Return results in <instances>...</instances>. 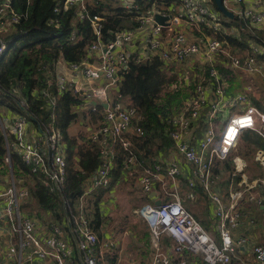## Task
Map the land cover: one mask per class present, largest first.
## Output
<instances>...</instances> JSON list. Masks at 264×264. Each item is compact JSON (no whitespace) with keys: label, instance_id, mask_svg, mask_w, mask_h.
I'll use <instances>...</instances> for the list:
<instances>
[{"label":"built area","instance_id":"1","mask_svg":"<svg viewBox=\"0 0 264 264\" xmlns=\"http://www.w3.org/2000/svg\"><path fill=\"white\" fill-rule=\"evenodd\" d=\"M234 1L240 6L244 5L237 11L241 20L251 26L264 24L262 0H251L254 6L248 5V0ZM130 2H126L128 7H131ZM75 5L79 7V19L83 21L88 17L97 41L87 48V56L81 62H58L56 81L60 93L72 90L82 98L80 109L97 113L98 106L104 108L101 113L103 120L89 137L92 142L99 144L102 161L91 175L93 186H110L114 146L121 143L125 149H131L128 135L134 127V121L141 118L136 108L123 102L119 93L123 71L128 69L132 61L159 57L164 68L176 73L185 85L194 83V92L187 96L182 108L169 117L168 134L174 142L175 152L190 167L188 186L194 189L200 182L213 205L219 220L221 244L212 239L179 198L174 184L178 183L183 173L180 161L175 158L159 160L149 166L142 165V173L137 179L138 188L144 193L151 192L158 183L162 185V174L173 183L169 188L162 186L166 197L161 200V205L145 202L136 209L150 229L152 258L149 264H191L186 256L181 255L184 251L201 255V264H228L235 251L231 229L238 225L241 201L246 192L264 185V174L250 178L247 158L237 153L245 132H255L264 140V106L251 101V97L259 98L258 93L264 91V63L259 61V57L264 56V45L251 40L250 52L240 55L232 51L226 40L218 37L207 39L202 36L203 39L193 40L180 31L169 41L164 38L166 24L156 22V13L170 16L167 20L170 24L188 22L193 26L204 25L213 34L226 33L211 0H181L179 6H170L166 10L152 8L142 12L135 17L136 24L115 31V37L110 42L102 41L103 18L85 13V0H65L63 8L67 10ZM20 17L11 9V0H0V31L12 29ZM235 30V33H240L238 27ZM2 38L0 36V58L6 49ZM72 40H76L75 33L72 34ZM198 62L209 66L212 83L204 84L203 74L196 76ZM219 62L247 76L242 93H227ZM45 94L49 95L46 91ZM21 105L24 109L25 103ZM227 110L231 112L226 119L224 113ZM220 120L226 122L218 131ZM3 127L8 154L17 153L31 173L43 174L47 179L46 185L53 184L55 188L61 189L66 180L68 164L67 143L63 134L55 128L32 131L25 113H15L4 122ZM137 131L143 134L142 130ZM252 157L264 171V148H255ZM228 160L233 165L231 176L234 180L230 186L229 203L226 204L222 193L215 190L212 184L215 180L213 167ZM133 161L132 155L128 158L127 167ZM236 176L240 177L238 181H235ZM29 196V188L15 182L1 191L0 221L10 223L21 234V250L31 249L40 259L52 258L56 264H68L70 249L69 244L60 237L62 227L53 225L50 233L41 235L36 220L22 211L21 206ZM250 198L254 199L253 196ZM73 219L75 224L72 232L79 255L84 264H97V233L85 215L73 216ZM164 237L172 239L170 252L163 250ZM253 253L256 261L264 264V244H256Z\"/></svg>","mask_w":264,"mask_h":264},{"label":"trees","instance_id":"2","mask_svg":"<svg viewBox=\"0 0 264 264\" xmlns=\"http://www.w3.org/2000/svg\"><path fill=\"white\" fill-rule=\"evenodd\" d=\"M64 1L11 0V9L21 15L20 20L9 31H0L6 46L0 58V174L7 175L12 172L14 176L17 174L20 179H24L25 184L29 186L32 199L41 209L51 211L57 220H62L70 211L76 212L75 205L83 195L84 182L102 162L97 143L92 142L90 138L86 140L82 135L72 136L69 133V127L79 115L83 114L86 118V113L89 112V116L94 118L97 114L91 111L82 112L79 109L82 98L72 90L60 93L57 87L58 62L62 60L70 63L81 62L87 56V48L97 41L88 17L86 16L83 21L79 19L77 15L79 7L76 5L65 10ZM130 1L131 7L126 5L127 0L122 2L85 0V13L103 18L102 41L110 42L115 37V31L136 24L135 17L142 12H148L152 8L166 10L181 3V0ZM215 8L217 10V7ZM230 20L241 28L240 37L227 32L217 33L216 37L228 40L237 48L241 46L246 49L251 40L264 45L262 37L253 35L254 29L250 23L240 20L238 16ZM225 23L228 27L232 24ZM73 33L76 34V40H72ZM201 67H198L197 71L198 74H203L202 82L212 83L209 66ZM219 69L225 86L231 89V83L236 75L234 72L231 75L232 71L228 68ZM180 82L181 79L176 73L164 68L159 57L141 62L132 61L128 69L123 71L119 93L123 102L129 107L136 108L141 115L139 120L134 121V125L136 133L146 140V149L151 156L158 150L174 145L168 134V119L182 108L184 100L195 88L194 83L191 84L193 90L187 95L182 92ZM171 86L173 89H170ZM45 91L49 95H46ZM227 91L233 95L228 89ZM23 102L24 109L21 105ZM98 107L97 113H103L104 108L101 105ZM5 109L27 114L31 125L38 130L55 128L63 134L67 143L68 164L66 180L61 189H52L51 185H46L47 179L43 174L31 173L17 153L8 154L1 121ZM98 117L101 118L100 115ZM139 129L143 134L137 131ZM245 134V138L252 144L264 147V140L257 133L249 131ZM114 148L116 156L111 169L112 182L106 190H111L113 184L119 182L122 172L128 169V158L136 153L132 145L128 150L121 143H116ZM142 158L143 156L137 152V159ZM222 165L224 169H231L229 160ZM20 172L23 176L19 174ZM27 179H30L32 184L27 183ZM198 189L201 190L199 186ZM105 192L103 187L96 192L92 210L87 214L92 228L98 232L102 224L100 200Z\"/></svg>","mask_w":264,"mask_h":264},{"label":"crops","instance_id":"3","mask_svg":"<svg viewBox=\"0 0 264 264\" xmlns=\"http://www.w3.org/2000/svg\"><path fill=\"white\" fill-rule=\"evenodd\" d=\"M264 2V0H262ZM211 3L214 7H217L215 2L211 0ZM225 5L227 8L234 13L233 17H228L222 14L219 9L220 19L225 26L226 32L229 34L236 35L240 37L241 35V28L236 26L234 22L230 19H234L237 16V11L244 5L240 6L235 3L234 0H226ZM248 5L254 6L251 0H248ZM259 8V6H256ZM260 9V8H259ZM223 15L225 17H223ZM229 18V19H228ZM241 20V19H240ZM225 22H231L232 24L228 27L226 26ZM240 29V33L237 34L236 28ZM254 29L253 35L262 37L264 40V24L252 25ZM245 29V28H244ZM243 29V30H244ZM242 30V31H243ZM183 31L185 32L191 39H203L202 36L208 37H216L210 30H208L204 25L202 26H193L188 22H181L179 24H174L168 22L163 29V36L164 38L169 41L175 34L178 32ZM226 40V39H223ZM230 45L232 51L234 53H238L240 55H246L250 52L249 46L246 49L239 48L233 46L228 40H226ZM259 61L263 64L264 63V56L259 57ZM200 68L203 64H197ZM218 67H223L226 69L225 65L221 62L218 63ZM230 70V69H229ZM231 75L234 72L236 75L235 80L231 83L232 88H226L233 94L237 95L244 91V84L247 82V76L239 71V70H231ZM172 72V71H171ZM259 98L251 97L252 103L264 106V91L258 93ZM80 109V108H79ZM82 110V109H80ZM82 112H87L86 110H82ZM87 112L86 118L83 114L79 115V117L72 123L69 127V133L72 136H79L82 135L86 137V140L90 137L92 130L96 128V126L103 120V117L100 113H96L94 118H91ZM225 114V113H224ZM15 115V112L4 110L2 114V125L4 122L11 119ZM101 116V118L98 117ZM226 117V115H225ZM137 121V120H135ZM74 123H82L83 125L86 124V133H72V127ZM31 125V123H30ZM32 126V131H35L36 127ZM4 128V127H3ZM249 132V131H248ZM246 133V132H245ZM243 135L242 143L243 146L247 145L249 147V151H254L255 148H264L261 146H256L252 144L249 139L245 138ZM136 133L135 125L132 128L131 132L128 135L132 143V148L136 151L134 154V161L131 165L128 166L126 171L122 172V177L119 182H115L113 184L111 190H106L108 187H103L105 189V193L103 198L100 200V211H101V218L102 224L100 226L99 232L95 231L98 235V244L96 247V258L97 264H149L152 258V251L150 247V240L141 241L139 238L138 242L142 245L133 246V249L130 251L132 254L131 258H126L125 250L129 248L130 239H127L126 242L124 241V245H121L122 241V232L121 230H109L108 221L115 220L118 221L119 214H125L124 216H128L131 213H136L135 204L139 203L137 200V195L130 190L131 187L134 185L137 187L138 191L140 192L141 198H143V203L151 202L156 204V201H161L165 199V194L163 187L169 188L173 186L168 179H166V175L161 176L162 178V185L160 183L156 184L155 188L149 192L144 193L141 192L137 185L138 176L142 173L143 167L142 165H151L156 161L159 160H167L169 158L180 161V164L183 168L182 176L179 177L178 183L174 184L177 188V192L179 198L183 205L195 216V218L200 222L204 230L212 237V239L217 243L219 242V237L221 240L220 231L218 229V218L215 216L213 205L211 204L208 196L204 192L203 187L201 186L200 182H198L197 187L194 189H190L188 186L187 178L190 176V167L187 163L180 159V157L175 152L174 145L170 147H166L163 150H158L152 156L150 153L147 152L146 143L142 137ZM139 139V140H137ZM140 142V144L138 143ZM91 145V144H90ZM99 146V144L97 143ZM100 147V146H99ZM240 148V147H239ZM239 148L237 153L243 155L245 158L248 156L249 152L242 154L239 152ZM137 152L143 156L142 160L137 159ZM114 154L116 156V148H114ZM252 156V153H251ZM253 158V157H252ZM248 160V159H247ZM255 162L256 171L254 173L255 177H260L264 174L262 167L259 165L258 162ZM231 162V161H230ZM249 162V161H248ZM76 164V163H75ZM223 163L216 164L213 167L215 180H213V187L216 190H219L224 198V202L226 204L229 203V191H231L232 181L234 180L231 176L233 173V165L231 163V169L227 170L223 168ZM250 165V164H249ZM16 176V175H15ZM13 174L3 175L0 174V192L6 190L13 182L17 185H24L29 188L28 185L25 184L24 179L15 178ZM14 177V178H12ZM253 177V178H255ZM252 178V176H251ZM14 179V180H13ZM240 179L239 176L235 177V181ZM216 182V184H215ZM27 183L32 184L30 179H27ZM48 185V184H47ZM198 186L200 189H198ZM52 189L55 186L51 185ZM102 187H94L91 176L87 178L83 185V195L80 197L79 201L75 205L76 212L70 211V214L67 215L62 220H57L53 217V213L51 211H45L41 209L36 201L32 199L31 196L30 200H32V207H25L21 206L22 211L31 217H33L39 226V233L41 235H45L50 233L51 228L53 225H58L62 227V233L60 235L68 244L70 249V257L68 258V264H84L81 256L79 255V251L76 246V241L74 239L73 227L75 221L73 216H81L82 214L87 217V214L90 213L92 210V201L96 195V192L100 191ZM120 189L124 190V198L119 195ZM129 191V192H127ZM138 192V193H139ZM253 196L254 199L250 197ZM28 198L23 202L26 203ZM142 203V204H143ZM141 204V205H142ZM157 205V204H156ZM29 209V210H28ZM32 209V212H31ZM239 218H238V225L231 229L232 237L235 243V251L231 254V260L228 264H261L258 263L255 259V255L253 253V247L256 244H264V185L259 186L249 192H246L244 199L241 201L239 207ZM131 216V215H130ZM138 217H141L137 214ZM125 217V220L127 219ZM88 218V217H87ZM144 220V219H143ZM128 223V222H127ZM132 232V231H131ZM148 234L145 232V235L142 237H146ZM116 238L120 239V242L117 244ZM128 236V233H127ZM20 237L21 234L14 229L13 225L6 221H0V264H56L55 260L52 258L49 259H40L36 255L33 254L31 249L21 250L20 248ZM137 238V237H135ZM143 239V238H142ZM171 238L164 237L163 239V250L170 252L172 248ZM144 243V244H143ZM221 244V242H220ZM132 248V247H131ZM187 257L188 261L191 264H201L202 257L201 255H192L188 251H184L181 253ZM131 259V260H130Z\"/></svg>","mask_w":264,"mask_h":264},{"label":"rangeland","instance_id":"4","mask_svg":"<svg viewBox=\"0 0 264 264\" xmlns=\"http://www.w3.org/2000/svg\"><path fill=\"white\" fill-rule=\"evenodd\" d=\"M121 2H122V0H121ZM131 22H132V20L130 21V23ZM3 32H5V31H3ZM195 73H196V76H198V72L196 71ZM180 83H181V87L183 88L182 92H184L186 94L187 93L189 94L190 92H192L193 88L191 87V84H193V83H191L189 85H185L183 83V81H181ZM170 89H173V87L171 86ZM230 112H231V110L225 111L226 119L230 115ZM223 119H225V118H223ZM225 122H226V120L223 121V122H222V120L219 121L218 126H217V130L218 131H221V129L224 127ZM85 126H86V124L83 125L82 123H74L73 127H72V133H76V134L83 133V132L86 133V127ZM239 152H242V154H245V153L249 152L248 156H246V158L248 159L249 164H250L249 165V173H248V175L250 176V178H251V176H252V178L255 177L254 173L256 171H258V170H256L255 162L253 161V158L251 156L252 151H249V147L247 145L243 146V143H241L240 148H239ZM8 165H10V161L9 160H8ZM11 173L12 172H10L9 174L11 175ZM19 174L23 176V174L21 172ZM17 177L18 176L16 174L15 178L17 179ZM130 190L132 191V193L134 192L135 195H137V200H138L139 203L135 204L134 207L138 208L143 203V198H141L140 192L138 191V189L134 185V183H133V187H131ZM127 192H129V191H127ZM119 195H121V197L124 198L125 193H124L123 189H120ZM23 206H25L27 208L28 207H32V200H30V198H28L26 203H23ZM31 212H32V209H31ZM124 215L125 214H119L118 221L110 219L108 221V227L107 228L109 230H112V231L113 230H117V229L121 230V232H122L121 245H124V241L126 242L127 239H130V242H129V248L130 249H128V247H127V249L125 250V256L128 259V258H131V256H132V254H130L131 253L130 251L133 249V246L134 245L135 246L142 245V244H140L138 242L139 238L141 239V241L150 240V229L147 226V223L143 220V218L142 217H138L137 214L131 213L130 214L131 216L128 215L127 217L124 216ZM125 217L127 218L126 220H125ZM145 232L148 233V235L146 237H142V236L145 235ZM127 233H128V236H127ZM135 237H137V238H135ZM115 240H116L117 244L120 242V239L116 238V236H115ZM220 242H221V240H220V237H219V242H217V243L220 244Z\"/></svg>","mask_w":264,"mask_h":264},{"label":"water","instance_id":"5","mask_svg":"<svg viewBox=\"0 0 264 264\" xmlns=\"http://www.w3.org/2000/svg\"><path fill=\"white\" fill-rule=\"evenodd\" d=\"M217 6V8L219 9V11L228 16V17H233L234 16V13L232 11H230L227 6L225 5V0H213ZM155 19H156V22L159 23V24H168L167 23V20L170 19V16H165V15H162L160 13H156L155 14ZM104 106L106 107L107 104L105 103ZM156 204L157 205H161V201H156Z\"/></svg>","mask_w":264,"mask_h":264}]
</instances>
